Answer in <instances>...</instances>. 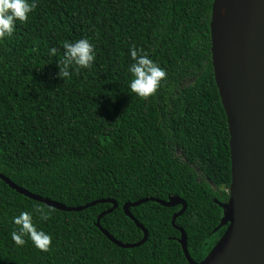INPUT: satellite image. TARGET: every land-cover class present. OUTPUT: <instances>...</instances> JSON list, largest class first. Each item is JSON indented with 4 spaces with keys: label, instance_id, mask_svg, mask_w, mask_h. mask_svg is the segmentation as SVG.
Instances as JSON below:
<instances>
[{
    "label": "trees",
    "instance_id": "16d2710c",
    "mask_svg": "<svg viewBox=\"0 0 264 264\" xmlns=\"http://www.w3.org/2000/svg\"><path fill=\"white\" fill-rule=\"evenodd\" d=\"M213 3L37 0L27 21L0 41V174L68 208L115 201L101 226L123 244L144 238L125 205L180 198L187 210L176 225L191 258L203 261L226 231H216L223 209L215 201H228L232 183L230 133L212 66ZM80 38L95 45L96 59L63 81L56 66L62 43ZM133 45L167 71L148 99L128 88ZM112 207L61 211L0 179V264H190L172 224L181 205L131 207L148 239L130 249L96 226ZM21 211L33 212L37 228L51 235L48 251L27 236L23 245L12 241V217Z\"/></svg>",
    "mask_w": 264,
    "mask_h": 264
},
{
    "label": "water",
    "instance_id": "95a60500",
    "mask_svg": "<svg viewBox=\"0 0 264 264\" xmlns=\"http://www.w3.org/2000/svg\"><path fill=\"white\" fill-rule=\"evenodd\" d=\"M210 34L215 82L230 133L232 183L228 201H215L223 209L216 231L223 227L226 231L203 261L191 258L187 235L176 225L187 210L180 198L144 199L125 205L126 216L143 231L144 238L137 244H123L101 226L102 218L117 209L115 201L68 208L30 193L1 174L0 179L25 197L61 211L80 212L98 203H111L113 207L98 217L96 226L124 249L139 247L148 239L131 207L150 201L164 207L181 205L172 224L181 233L179 242L190 264H264V0H214Z\"/></svg>",
    "mask_w": 264,
    "mask_h": 264
},
{
    "label": "clouds",
    "instance_id": "9594fccd",
    "mask_svg": "<svg viewBox=\"0 0 264 264\" xmlns=\"http://www.w3.org/2000/svg\"><path fill=\"white\" fill-rule=\"evenodd\" d=\"M37 0H0V41L10 37L16 29L17 22H25L36 9ZM62 59L56 62L57 77L61 80L70 78L72 70L90 69L96 59L95 45L88 38L62 43ZM56 48L48 49L49 55L56 53ZM129 55L132 63L128 65L131 80L128 88L141 99H148L156 94L167 78V71L157 61L150 58L147 52L130 46ZM43 220L48 219V213L40 207L34 209ZM33 212L21 211L12 217V223L17 227L11 232V239L16 245L25 243L27 236L33 245L41 250L48 251L52 237L42 229H38L33 220Z\"/></svg>",
    "mask_w": 264,
    "mask_h": 264
},
{
    "label": "rangeland",
    "instance_id": "374dc122",
    "mask_svg": "<svg viewBox=\"0 0 264 264\" xmlns=\"http://www.w3.org/2000/svg\"><path fill=\"white\" fill-rule=\"evenodd\" d=\"M191 83H193V81H189V82L186 83L185 85L187 86V85H189V84H191Z\"/></svg>",
    "mask_w": 264,
    "mask_h": 264
}]
</instances>
